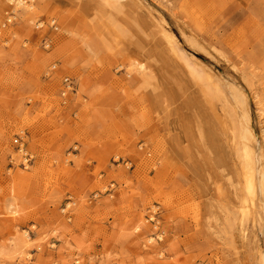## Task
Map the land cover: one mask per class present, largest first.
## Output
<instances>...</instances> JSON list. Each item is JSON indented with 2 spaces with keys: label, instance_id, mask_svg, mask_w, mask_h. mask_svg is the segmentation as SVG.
<instances>
[{
  "label": "rangeland",
  "instance_id": "1",
  "mask_svg": "<svg viewBox=\"0 0 264 264\" xmlns=\"http://www.w3.org/2000/svg\"><path fill=\"white\" fill-rule=\"evenodd\" d=\"M22 1L0 0V264H246L230 127L176 47L260 136L264 0Z\"/></svg>",
  "mask_w": 264,
  "mask_h": 264
},
{
  "label": "bare ground",
  "instance_id": "2",
  "mask_svg": "<svg viewBox=\"0 0 264 264\" xmlns=\"http://www.w3.org/2000/svg\"><path fill=\"white\" fill-rule=\"evenodd\" d=\"M7 1L23 4L22 0ZM102 1L111 8L119 9L124 0ZM159 29L160 32H168L164 27ZM176 49L190 82L196 87L195 92L208 111L214 114L221 125L230 127L228 142L224 141L221 149L226 163L235 159L233 170L226 174L235 196L239 197V185L245 193L241 209L242 221L246 222L247 227L245 263L264 264V131L259 136L251 123L247 108L242 110L240 101L244 106L247 103L238 88L230 86L217 72L205 67L183 50ZM136 67L144 78L152 77L147 75L153 73L151 68L138 62ZM22 152L23 149L20 150ZM216 191L221 198L224 196L220 187ZM37 250L42 252L43 247L39 245ZM31 257L29 252L23 255L25 260H30Z\"/></svg>",
  "mask_w": 264,
  "mask_h": 264
},
{
  "label": "built area",
  "instance_id": "3",
  "mask_svg": "<svg viewBox=\"0 0 264 264\" xmlns=\"http://www.w3.org/2000/svg\"><path fill=\"white\" fill-rule=\"evenodd\" d=\"M66 90H73V81H64ZM66 93H64L65 95Z\"/></svg>",
  "mask_w": 264,
  "mask_h": 264
}]
</instances>
